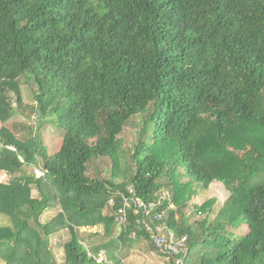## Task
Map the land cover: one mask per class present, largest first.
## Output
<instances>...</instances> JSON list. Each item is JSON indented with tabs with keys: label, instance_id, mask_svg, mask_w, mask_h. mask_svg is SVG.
Segmentation results:
<instances>
[{
	"label": "trees",
	"instance_id": "16d2710c",
	"mask_svg": "<svg viewBox=\"0 0 264 264\" xmlns=\"http://www.w3.org/2000/svg\"><path fill=\"white\" fill-rule=\"evenodd\" d=\"M18 115L64 136L50 155L39 132L21 140L1 128L0 173L21 181L0 182V263L57 264L51 236L65 228L64 264H124L119 253L140 240L156 251L133 213L117 229L133 186L146 203L173 194L176 210L162 209L188 237L187 264H264V0H0V122ZM130 124L139 136L128 153ZM102 158L111 175L90 177ZM38 159L43 174H25ZM216 182L227 201L218 212L215 198L193 204L205 218L190 224L185 210ZM100 226L105 241L88 247L80 230Z\"/></svg>",
	"mask_w": 264,
	"mask_h": 264
},
{
	"label": "rangeland",
	"instance_id": "374dc122",
	"mask_svg": "<svg viewBox=\"0 0 264 264\" xmlns=\"http://www.w3.org/2000/svg\"><path fill=\"white\" fill-rule=\"evenodd\" d=\"M22 94L24 103L26 105L29 107L36 106L32 92L27 85H23ZM13 100V102H15V99ZM134 125L135 124H130L129 127L126 128L124 134L120 137L121 144L124 150H126L128 153L132 150L133 144L137 141L139 136V132ZM2 127L8 128L16 135L17 138L21 140H27L39 132L43 139V144L45 147H47L50 155L57 153L63 143L64 131L61 130L56 124L50 123V121H44L43 119H38L35 117L27 118L23 115H18L13 117L5 124L0 122V130ZM38 127H40L39 131L36 130ZM36 163L37 164L34 166L24 167V173L27 175L35 174L38 177L42 175L43 162L38 159ZM112 165L113 162L110 158H102L97 160L90 165L88 175L92 178H109L112 171ZM19 181H16V176L13 177L11 175L8 176V174L5 173H0V182L2 183L18 184ZM33 195L36 196L37 192L33 191ZM228 197L229 194L222 183H213L208 190L201 189L197 197L194 198L193 203L189 205L188 209L185 210V214L189 215L190 217V224H194L200 219L205 218V215L201 218L194 213L193 204L202 205L207 200L215 198L217 199V205L215 209L218 212L227 201ZM107 212L108 211L106 210L105 214ZM60 213L61 208L57 205L53 209L46 212L41 220L43 223L52 221ZM180 222H182V220H180ZM8 224L9 220H7L6 217H0V226H5ZM247 231L248 230L245 227L240 231V234L244 235ZM96 233L102 236L105 233L104 227L100 226L94 228H82L80 230V235L88 247L91 245L102 244L105 241L102 237L95 238ZM70 240L71 235L69 229L67 228L61 229L60 232L51 236V249L57 264H64V246L67 242H70ZM119 254L123 258L124 264H170L169 260L160 255L158 252L154 251L151 244L145 240L134 241L129 249H124L123 252Z\"/></svg>",
	"mask_w": 264,
	"mask_h": 264
},
{
	"label": "built area",
	"instance_id": "2783aa9c",
	"mask_svg": "<svg viewBox=\"0 0 264 264\" xmlns=\"http://www.w3.org/2000/svg\"><path fill=\"white\" fill-rule=\"evenodd\" d=\"M43 174V173H42ZM155 201L146 203L137 195L133 186H129L126 194L121 195L120 205L115 211V219L119 234L122 233L129 222L130 212L137 218L136 226L138 231L149 235L150 241L156 251L167 260H173L175 264H187L190 256V247L187 236H178L166 223L165 218L168 210H176L173 203V194L162 189L155 194ZM168 202V210L162 207ZM117 201L111 198L108 207L113 208ZM133 240L138 239V232L132 233ZM107 261L104 252L98 258V262Z\"/></svg>",
	"mask_w": 264,
	"mask_h": 264
}]
</instances>
